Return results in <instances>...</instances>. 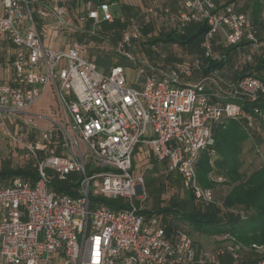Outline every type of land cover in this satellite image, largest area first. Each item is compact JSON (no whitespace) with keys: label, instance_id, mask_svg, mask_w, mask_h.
<instances>
[{"label":"built area","instance_id":"built-area-1","mask_svg":"<svg viewBox=\"0 0 264 264\" xmlns=\"http://www.w3.org/2000/svg\"><path fill=\"white\" fill-rule=\"evenodd\" d=\"M154 12L175 28L206 23L202 56L158 76L150 57L137 51L142 25ZM114 20L112 0H0V130L36 172L34 180L22 174L0 180V264H218L227 252L239 262L245 246L229 233L220 235L228 243L201 252L180 225L168 230L161 212L148 211L145 183L148 174L176 173L196 201L216 202L214 189L199 182L202 151L214 145L223 119L254 123L243 104L264 97V80L204 69L208 59L224 58L213 50L218 33L227 45L250 44L246 63L262 54L264 39L234 2L183 0L178 15L150 6L122 31L115 49L134 63L141 81L135 86L123 65L103 71L85 55V41L72 36L96 35ZM50 32L55 39L66 33L67 46L46 45ZM197 72L199 80L191 82ZM48 88L56 108L50 116L33 112ZM36 118L50 126L39 127ZM142 144L152 147L155 163L136 173L134 154ZM64 182L73 193L58 189ZM172 198L163 193L165 201ZM246 249L264 264V243Z\"/></svg>","mask_w":264,"mask_h":264},{"label":"trees","instance_id":"trees-1","mask_svg":"<svg viewBox=\"0 0 264 264\" xmlns=\"http://www.w3.org/2000/svg\"><path fill=\"white\" fill-rule=\"evenodd\" d=\"M261 1L256 0L259 3ZM253 21L254 23L256 22L254 19ZM207 30L208 25L206 23H194L189 25L183 32L165 31L154 39H144L142 44H178L182 47H197L198 51L203 53L202 41ZM243 44L241 43L239 45ZM239 45L232 46L237 47ZM93 60L99 66L104 67L105 72L112 65L124 64L126 66H134L132 61L124 58L118 52L113 54L108 51H100L95 55V59ZM255 60L256 63L254 65L248 63L245 69L236 71L232 76L243 77L248 74H253L264 80V50ZM208 62L209 66L204 69L205 73H208L210 70L222 69L226 61L223 58L219 61L208 59ZM238 102L242 103L240 100ZM243 105L247 112L252 113L255 119L254 122L259 120L264 129V97H260L256 102H247ZM213 134L215 138L214 145L202 151L198 163L197 171L199 182L203 186L214 187L216 181L211 180L213 173L224 174L227 176L228 182L234 184L226 195L225 202L230 205L244 206L250 209L251 212H248V215L245 212L222 215L214 205L205 208L194 205V196L191 192H188L184 198L173 199L170 207L166 209L160 208V210L174 211L176 214L173 216L170 224L173 226L184 223L188 227V233L190 235L200 233L209 236H219L229 233L243 246L249 244V247L252 243H264V165L254 170L247 178L240 172L242 164L240 161L242 144L249 139L250 135L243 128L242 119L234 118L223 119L214 128ZM212 156H216L215 159ZM9 174L12 173L3 170L0 173V180ZM14 174H22L33 180L36 179V172L31 166L18 169ZM58 189L73 193L68 182L59 185ZM105 201L108 204L114 205V201L112 200ZM245 253L251 254L252 256V259L247 264H257L258 254L250 249ZM243 262L244 260L241 257L237 264H243ZM220 264H231V260L227 262L221 261Z\"/></svg>","mask_w":264,"mask_h":264},{"label":"crops","instance_id":"crops-1","mask_svg":"<svg viewBox=\"0 0 264 264\" xmlns=\"http://www.w3.org/2000/svg\"><path fill=\"white\" fill-rule=\"evenodd\" d=\"M112 1H113V10L115 13V20L113 22H103L100 25L99 30H98L96 35H88L87 33H82L80 31H76V32L72 33V36L74 38H79V39H104V40L110 42L109 39H120L122 31L132 21H134L136 19H140L141 15L146 14L148 12V9L150 6H154L155 8H157V11L158 10L160 11L163 8H168L171 11V13H173L174 15H178L180 13V11L183 9V0H136V1H134V0H112ZM215 1L220 5L234 2L236 5V8L238 10L247 13L252 18V20L253 19L256 20L255 25H256V28L258 30L259 37L261 39H264V0H262L261 3L256 2V0H215ZM71 8H72L71 9L72 13L74 14L73 4L71 5ZM119 13L124 14V17L122 19H121V17L117 16V15H119ZM166 17L167 16L163 15V13H161V12H159V13L154 12V13L150 14L149 20L142 25L141 34H140V42H139L138 47H137L138 50H139V48H140V50L144 48L143 47L144 45L142 44V42H144L143 41L144 39H154L155 37L159 36L161 33L165 32V31L183 32L184 30H186V28L189 25L194 24V23H190V24L186 25L185 27L175 28V27H171L167 23ZM144 30H145V32H144ZM64 37H66V33L60 35V38H62V42H63V45L61 47L67 46V44L65 43V41L67 39H63ZM168 44H171V43H168ZM159 45L158 44L151 45L150 49H147V51L150 53H146V55H148V57H150V58H152V56H156L160 59H162L164 57V59H163V61H164L165 59H167L169 57V53L165 52L163 50V48L160 49ZM171 45L180 46L178 44H171ZM96 47L97 48H103V47H99V46H96ZM180 47L183 49L189 50V51H191L193 49L198 50L197 47H193V48L182 47V46H180ZM144 50H146V49H144ZM213 50L215 53H224L223 55H224L226 62L224 64V66L222 67L221 71L225 75L232 76L236 73V71H234V70L237 69L236 65H234L235 59H237L238 57L240 59L242 57L241 55H244V53L248 52L250 50V44L248 42H244L243 45H239L237 47L229 46V45H227V43L225 41L223 33L220 32L217 34V36L215 37V40L213 41ZM191 52L190 53L186 52L185 54H182V55L180 54L179 61L186 58V57L195 58V57L202 56V52H199V51H198V53H191ZM139 54L145 55V52H141ZM85 55L88 56L89 58L95 59L96 54H91V53L86 51ZM2 58L3 57H2L1 49H0V65L1 66L4 65V61ZM151 61H152L153 65L155 67H157V69H158V70H156V74L162 76L163 75L162 72L164 71V69H167L166 67H168V66L158 67L157 64L152 59H151ZM255 63H256V60L252 63H249V64L254 65ZM99 67L104 71V69H103L104 67H101V66H99ZM124 67H125V70H126V68H131L132 70L136 71L134 66L132 67L130 65H128V66L124 65ZM110 68H108L106 71H109ZM240 68H241L240 70L243 69V67H240ZM157 71H159V72H157ZM136 73H137V71H136ZM228 73H230V74H228ZM200 75H201V73H200ZM131 82L135 86L141 85L140 77H138V78L136 77ZM31 110L33 112H35V110H33V109H31ZM36 112H38V111H36ZM149 147H151V146L147 145V144H142V145H139L137 147L135 154H134V168H135L136 173H139L141 170L147 168L148 166H144L146 164H149L150 166L154 165V162H155L154 154H153L152 149H150ZM146 158H150L149 162H144L143 166L141 168L137 169L136 168L137 159H139L140 161H144V160H146ZM149 177H153L156 180L158 179L160 181L161 186L166 185V186H170L174 189L175 196H173L171 201H165L163 199V193L160 195L161 197L158 200V203H159L158 209L151 208L150 205L148 204V200L146 203L147 207H148V211H157V212H161L163 214L165 221H167L168 230H170L172 225L169 222H171V220L173 219V216H175L176 213L174 211H166V210L161 211L160 208L166 209L167 207H170L173 199H176V198L181 199V198L186 197L188 191H185V192L183 191V188L181 185V179L178 176V174H176V173H161L158 176L148 174L146 178H149ZM3 178H5V177H3ZM146 189H147V186H146ZM147 193H148V189H147ZM193 202L195 203L196 206H201L203 208L207 207V205H204V204L196 201L195 199ZM180 226L188 232V230L185 228V224L182 225L180 223ZM219 237H220V235L217 236L216 238H219ZM217 242H219V241H217ZM200 251L203 252L202 249H200ZM230 260H231V264H237V262H235L233 260L231 254L229 252H227V253H225L219 257V264L221 261L227 262Z\"/></svg>","mask_w":264,"mask_h":264},{"label":"rangeland","instance_id":"rangeland-1","mask_svg":"<svg viewBox=\"0 0 264 264\" xmlns=\"http://www.w3.org/2000/svg\"><path fill=\"white\" fill-rule=\"evenodd\" d=\"M122 14L123 13H119V15L117 16L121 17L122 19L124 17V14L123 15ZM82 26L83 24L80 25V27ZM81 40L85 41L87 45V52L91 54H97L100 51H106V52L108 51L109 53L111 52L113 54H116L115 49H116V44L118 41L117 39H109L110 42L104 39H81ZM45 44L48 46H54L58 48L63 45V42H62V38L55 39V35L53 34V32H50L49 37L45 39ZM96 46L103 47L104 49L97 48ZM150 46L151 45L146 44L143 46L144 47L143 49L140 50L139 48V50L137 49V51L138 53H141V52H145V54L150 53L147 51V49H150ZM159 46H160L159 47L160 49L163 48L165 52L169 53V57L165 59L164 61L163 59H160L156 56H152V58L150 59H152L155 63H157L161 67L171 66V68H175V66L173 65L175 62L179 61L180 54L182 55V54H185L186 52L190 53L191 51H192L191 53H198V50L196 49L189 51V50L181 48L180 46H173L171 44L161 43ZM241 56L242 57L240 59L239 57L235 59L234 65H236L237 69L235 68L236 70L234 71H241L240 67H243V69H245L246 65H248V63H246L243 60V55ZM126 76L130 82L133 81L136 77L137 78L140 77L138 71L136 73V71L132 70L131 68H126ZM199 78H200V73L197 72L190 79V81L195 82L199 80ZM181 80H182L181 82H184V79H181ZM55 108H56V100L53 96L51 89L48 88L47 91L44 93L42 99L35 106H33L32 109L35 110V112L38 111L45 116H50L51 110ZM241 119H242L243 128L250 135L249 139H247L242 144V150L240 154V161L242 163L240 167V172H242L245 175V178H247L254 170L264 165V129L261 126V122L258 119H257L258 121L254 123L245 121L244 120L245 118H241ZM36 122L38 123L39 127L50 126V122L39 119V118H36ZM8 124L11 127V129H13V126L11 123H9V121H8ZM149 148L152 149V147H149ZM212 157L213 159H215L216 156H212ZM149 160L150 158H146V160L144 161H140L139 159H137L136 168L137 169L141 168L144 162H149ZM28 165L32 166V162H29V160L25 159L23 150L19 148L18 146L11 144L9 140H7L4 136H2V131L0 130V173H2L3 170H6V171H9V173H12V174L4 176L5 178L3 179L12 178L14 175H16L14 174L15 171H17L18 169L26 168ZM144 166L149 167L150 165L146 164ZM219 176L223 177L222 181H217V178ZM210 177H211V174H210ZM149 178H146L147 183H145L148 189V196H147L148 204L150 205L151 208L158 209V206H159L158 200L161 197L160 195L164 192L171 191L173 193V196H175V192H174V189L170 186H166V185L161 186L160 181L158 179L156 180L153 177H149ZM211 178H212L211 180L216 181V185L212 187L215 192L216 202L210 205L216 206L222 215H225L227 213H238L237 211L245 212L248 215L249 214L248 212H251L250 209H247L244 206L230 205L225 202L226 195L229 193V190H231V187L234 185L228 182L227 176H225L224 174H214L213 173ZM183 191L185 192L186 190L183 188ZM193 204L195 205V203ZM210 205H207V206H210ZM182 225H184V223ZM185 228L188 230V227L186 225H185ZM191 237L194 239L198 249L199 250L202 249V251L204 252L213 251L215 247H219V246H222L228 243V239H226L225 237L216 238L217 236H209V235H204L200 233H193L191 234ZM248 245L249 244L245 245V249L241 253L242 254L241 257L244 260L243 264H247L252 259L251 254L245 253L248 251V249H246Z\"/></svg>","mask_w":264,"mask_h":264}]
</instances>
